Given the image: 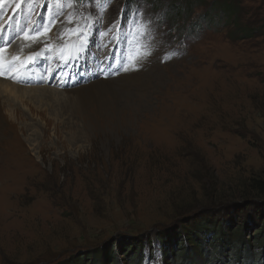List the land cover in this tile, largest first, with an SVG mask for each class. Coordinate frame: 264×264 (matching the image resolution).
Wrapping results in <instances>:
<instances>
[{"label":"rangeland","instance_id":"obj_1","mask_svg":"<svg viewBox=\"0 0 264 264\" xmlns=\"http://www.w3.org/2000/svg\"><path fill=\"white\" fill-rule=\"evenodd\" d=\"M169 1L175 4L167 7ZM187 1L192 5L184 20L200 24L192 33L183 14L169 13L178 0H136L127 8L124 0H57L56 23L27 35L30 52L46 50V59L27 68L22 55L7 60L18 83L67 97V87L107 81L118 95L109 90L107 97L86 98L94 117L84 115L75 103L80 100L29 105L0 96V264L66 263L74 254L83 261L86 252L110 253L108 264H133L124 246L147 237L153 244L142 249L143 264H246L242 247L254 253L248 258L259 256L264 197L250 181L264 171V0ZM41 4L0 0L4 39L23 11L30 30ZM121 13L128 39L117 41L109 25ZM85 15L96 23L99 39L94 35L79 65L69 66L74 75L65 82L61 57L81 44L67 30ZM147 23L156 45L133 65L128 57L148 45L141 34ZM16 43L10 40L4 51ZM97 104L112 112L98 114ZM202 218L218 222L206 226L214 234L204 236L207 249L192 255L193 246L172 239L164 263L156 234L175 232L177 238L179 228L187 231ZM219 227L230 241L240 235L233 252L224 244L223 252L213 250ZM150 251L156 252L148 257Z\"/></svg>","mask_w":264,"mask_h":264},{"label":"snow or ice","instance_id":"obj_2","mask_svg":"<svg viewBox=\"0 0 264 264\" xmlns=\"http://www.w3.org/2000/svg\"><path fill=\"white\" fill-rule=\"evenodd\" d=\"M72 2L80 3L81 0H72ZM83 2L89 5L91 4V0H83ZM56 3L57 0H42L40 12L37 13L36 23L28 31L21 29L20 34L25 35L27 37L29 31L37 35H39L42 31L44 32L48 31L51 25L56 23L55 17L59 12V10L55 7ZM44 5H48V7H45ZM49 13H51V18H49ZM88 15H90V13H88ZM66 19L68 23H72V14L70 13ZM133 23H135V21H133ZM113 28H115L118 33L117 41H119L120 39H124V40L128 39L127 34L125 32V21H124L123 13H121V15L117 18V20H113L109 25V30ZM67 32L69 36L75 34V37L81 41V44L80 46L75 47L74 50H69V52L66 55H63L61 57V68L67 69V71L64 72L65 82H67V79H71L74 75L71 72L69 66L77 67L79 65L81 57L88 52V46L92 41V37L95 35L97 36V39H99V35H100L99 29L96 27V23L89 24L87 15L84 16L83 23L76 24L73 29H69L67 30ZM16 34H17V30L13 28L12 35L9 37L8 40H5L3 34L0 33V53H3L4 48L8 46L10 40L15 39ZM141 34L142 37L148 41V45L138 49L133 56L128 57V60L133 65H138L139 61H143L147 57L151 56L152 55L151 48L156 45L155 36L152 35L151 33L150 23H147L142 26ZM118 46L119 45L117 43V47ZM105 47L107 46L105 45ZM45 51L46 50H41L40 53H36L33 56L26 58L24 67L27 68L29 64L39 65L42 61L46 59ZM109 52L114 55L116 53V48H109ZM108 58L109 57H106L105 59ZM18 59H19L18 57L13 58V60H18ZM10 63H11L10 61L6 62L3 56H0V75H8V73L5 71V68ZM122 70L129 71L130 69L128 67H122ZM101 71L103 72V69H101ZM105 75H110V74L105 73ZM14 78H18V77H14Z\"/></svg>","mask_w":264,"mask_h":264},{"label":"trees","instance_id":"obj_3","mask_svg":"<svg viewBox=\"0 0 264 264\" xmlns=\"http://www.w3.org/2000/svg\"><path fill=\"white\" fill-rule=\"evenodd\" d=\"M181 1H183V0H181ZM183 6H184V2L181 3V6H178L176 9L181 10L183 8ZM250 182H251L250 183L251 189L254 192H256L257 195H261L264 197V171H262V173L258 176H253L251 178ZM209 220H208V218L206 220H204L203 218L200 220L196 219L195 223L192 222V223H190V225H188V226H190V228L187 229V231L180 230V228H179L177 233H176L177 238H175V232H173L172 234L171 233L165 234L164 232L156 234L155 238L159 244L161 253L163 255L164 263H167V258H168L167 255L171 254L169 248L172 245V239H174L175 242H177L179 240V241H183L185 244H188V245L190 244L191 246H193L194 248H193V250H191L192 255L196 252L198 247L203 248L202 250L207 249L204 236H208V235L211 236L214 234H212V231H211L212 227L208 228L206 226H213L214 224H215L214 227L218 226L217 221L215 223L212 222V224H211V222H209ZM212 221H214V219H212ZM179 231L182 233H180ZM221 231H222V228H220L218 231L219 232L218 238L215 242V246H217V247L214 248L213 250H215V253H221V252H223L222 250H224V246H225L226 247L225 250L228 249L230 251L229 253L233 252L235 249L232 246V245H234L233 241L238 239L240 237V235L236 233L235 235H233L234 237H236V239H233L232 241H230V240H228V238H226V235H225L226 233L221 232ZM215 236H217V235H215ZM262 238L264 239V236ZM150 243L152 245L153 241L149 237H147L145 239V241L140 240V239L136 240L135 243L131 241L129 244L127 243L128 244L127 246L126 245L124 246L126 248L124 249L125 251H123V254H124V256L126 254H128L130 259H132V256H134L133 264H140L143 261L142 249L144 248V246L146 244H150ZM223 244H224V246H222ZM256 244H258L257 248L259 250L257 252L259 254V256L257 258L255 256L252 258H248V257H251L249 255H252L254 253L245 251V249L241 246L243 249V250L241 249V252L243 255L242 258H244V257L246 258V259H244L246 264H264V256L261 257V254L264 255V242L258 241ZM115 246H116V249H118V251L122 250V246L120 245V242L115 243ZM131 250L134 251V253L132 255L129 253V251H131ZM109 251H111V250H109ZM193 251H195V252H193ZM84 254L87 257H86V259L84 258L83 261L79 260L80 259L79 254H74L73 256L69 257V259L67 260L68 262H66V263L55 262L53 264H84V260H88L89 263H87V264H90L91 262L93 264V261L96 264H98V263L108 264V262L110 260L109 259L110 253H106V255H105V254H101L100 252H98V253L96 252L95 254L92 255L89 252H86ZM209 256H210V254H209ZM173 259L174 258H172L171 260H173ZM234 259L236 260V258H234ZM186 260L188 262H190V261L195 262L197 259H193V258L190 259V257H189V258H186ZM210 260H212V258H210ZM237 261H238V263H240L241 261H243V259L237 260Z\"/></svg>","mask_w":264,"mask_h":264},{"label":"bare ground","instance_id":"obj_4","mask_svg":"<svg viewBox=\"0 0 264 264\" xmlns=\"http://www.w3.org/2000/svg\"><path fill=\"white\" fill-rule=\"evenodd\" d=\"M7 5V4H6ZM6 5L4 6V9L6 8ZM83 19V18H82ZM24 21L19 17H17V19L14 20V22L11 24V27L10 29L8 30V34L7 36H9V33L11 29L15 28L17 30V33L19 35V37L21 36H24L25 35H22L20 34V30L21 29H24L25 31H28L29 28H27L25 25H24ZM10 26V25H9ZM5 31V30H4ZM32 34V33H31ZM140 34V33H139ZM6 35V34H5ZM36 35V34H34ZM66 36V35H65ZM23 37V38H24ZM28 37V36H27ZM156 39V38H155ZM157 40V39H156ZM14 42V41H12ZM11 42V43H12ZM17 44V43H16ZM9 46V45H8ZM7 46V47H8ZM60 46V45H59ZM75 47H78V44L77 43H73L72 44V50H74ZM34 48V47H33ZM30 49V48H29ZM40 49V48H39ZM19 50H17V54L19 55ZM20 55L23 56V59L21 60V62L23 64H25V61H26V58L30 57L33 55L32 52H30V50L26 53V54H23L22 52L20 53ZM12 56V55H11ZM10 57V56H9ZM13 58V57H12ZM147 59V58H146ZM145 60V59H144ZM36 74L35 75H38V71L35 72ZM134 73V72H133ZM153 75V74H152ZM147 76V75H146ZM130 78V77H129ZM148 78V77H147ZM119 79V78H118ZM35 80V79H34ZM25 81V80H24ZM126 81V80H125ZM137 81V80H136ZM159 81V80H157ZM104 82V81H103ZM129 82V81H127ZM127 82L125 83H121V85H126ZM150 82V81H149ZM106 83H108L107 81L105 82V85L103 84H94V85H91L89 87H84V88H79V89H73L72 90V87H67L66 90L68 92H71L69 95L70 96H67V97H64L61 95V92H57L53 89H50V88H45V87H39V86H32L31 84H17V83H9L8 81H4V80H0V96H5V97H2L4 99H12L13 101L15 102H19L18 104H21L23 103L24 101L29 103V105H33V104H67L69 102H72L74 103L75 100H80L81 102L77 101L75 103H81L83 105V113L84 115H90L92 117L93 114L89 112V107L92 105L90 104L89 100H85L86 98L88 97H91V96H98V97H101V98H104V97H107L106 94L109 92V90H112L111 94L112 95H116L117 92H114V91H117L115 90L114 87L112 86H108L106 85ZM147 83V82H146ZM155 83V81L153 82ZM159 83V82H158ZM131 85V84H129ZM128 85V86H129ZM133 85L135 86L136 84L133 82ZM154 85V84H153ZM116 86V85H114ZM150 86V85H149ZM152 86V85H151ZM134 88V87H133ZM71 89V90H70ZM149 89V88H148ZM122 91V90H121ZM129 93V92H128ZM122 94V93H121ZM127 94V93H126ZM118 95V94H117ZM124 95V94H123ZM121 95V96H123ZM130 95V94H129ZM140 95V94H139ZM126 97V96H125ZM147 97V96H146ZM75 98V99H74ZM121 98V97H120ZM139 98V97H138ZM142 98V97H141ZM61 102H60V100ZM113 99V98H112ZM118 100V99H117ZM133 100V99H132ZM136 100V99H135ZM135 100H133L135 102ZM132 101V102H133ZM139 102V101H138ZM79 105L82 107V105ZM136 106H137V103L135 102ZM134 104V105H135ZM130 105V104H129ZM134 107V106H133ZM91 108V107H90ZM139 108V107H138ZM95 109H97V113H110L112 112L111 110V106H100L97 104V106L95 107ZM117 109V108H116ZM115 109V110H116ZM35 110H38V109H35ZM94 110V109H93ZM149 110V109H148ZM135 111V110H134ZM137 111V110H136ZM95 112V111H94ZM116 112V111H115ZM116 114V113H115ZM111 116L113 115L112 113L110 114ZM106 116V115H105ZM116 116V115H115Z\"/></svg>","mask_w":264,"mask_h":264}]
</instances>
